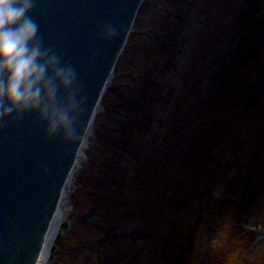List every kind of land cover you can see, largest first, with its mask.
I'll list each match as a JSON object with an SVG mask.
<instances>
[{"label": "rangeland", "instance_id": "rangeland-1", "mask_svg": "<svg viewBox=\"0 0 264 264\" xmlns=\"http://www.w3.org/2000/svg\"><path fill=\"white\" fill-rule=\"evenodd\" d=\"M48 264H264V0H147Z\"/></svg>", "mask_w": 264, "mask_h": 264}, {"label": "water", "instance_id": "water-1", "mask_svg": "<svg viewBox=\"0 0 264 264\" xmlns=\"http://www.w3.org/2000/svg\"><path fill=\"white\" fill-rule=\"evenodd\" d=\"M142 1L38 0L33 9L45 45L77 70L85 129ZM109 25L112 38L104 35ZM77 152L47 139L31 115L0 124V264H35Z\"/></svg>", "mask_w": 264, "mask_h": 264}, {"label": "clouds", "instance_id": "clouds-1", "mask_svg": "<svg viewBox=\"0 0 264 264\" xmlns=\"http://www.w3.org/2000/svg\"><path fill=\"white\" fill-rule=\"evenodd\" d=\"M38 0H0V124L31 115L47 139L76 146L88 159L92 128L83 126L85 104L74 65L45 45L33 16ZM116 28L107 26L106 38Z\"/></svg>", "mask_w": 264, "mask_h": 264}, {"label": "bare ground", "instance_id": "bare-ground-1", "mask_svg": "<svg viewBox=\"0 0 264 264\" xmlns=\"http://www.w3.org/2000/svg\"><path fill=\"white\" fill-rule=\"evenodd\" d=\"M113 80H114L113 75L109 76V79L105 83V87L109 88L112 85ZM100 104H101L100 102L97 104L96 106L97 108L95 109L94 114L92 116L93 118L91 119V121L89 122L87 126V127L92 128V132L94 130L93 122L95 121V119L97 118V115L101 111ZM92 138H93V134L90 137V140ZM76 157L77 158L72 166L73 168L71 169L70 174L65 184L63 185L62 191L60 193V197H61L60 201L58 202L56 206L57 208L53 214V220L49 226L50 227L49 230L47 231L45 235V239L41 245V249H40L39 254L37 255L35 264H48L49 263L51 250L54 248L53 246L55 245V240L57 238L56 236L61 230L60 226L68 218L67 216L70 212L69 203H70L71 195L75 189L74 184L76 182V179L78 178L77 176L80 172V169L82 168L81 163L83 162V160H81L78 155Z\"/></svg>", "mask_w": 264, "mask_h": 264}]
</instances>
